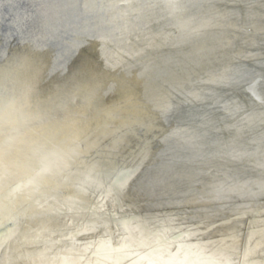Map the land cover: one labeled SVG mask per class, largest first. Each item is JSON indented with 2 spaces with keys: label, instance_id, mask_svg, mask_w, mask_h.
Returning a JSON list of instances; mask_svg holds the SVG:
<instances>
[{
  "label": "bare ground",
  "instance_id": "1",
  "mask_svg": "<svg viewBox=\"0 0 264 264\" xmlns=\"http://www.w3.org/2000/svg\"><path fill=\"white\" fill-rule=\"evenodd\" d=\"M238 73H264V0L0 4V264H264Z\"/></svg>",
  "mask_w": 264,
  "mask_h": 264
},
{
  "label": "snow or ice",
  "instance_id": "2",
  "mask_svg": "<svg viewBox=\"0 0 264 264\" xmlns=\"http://www.w3.org/2000/svg\"><path fill=\"white\" fill-rule=\"evenodd\" d=\"M5 0H0V4H3ZM9 4L13 3V0H8ZM99 39L102 42V46L107 43V37L101 36ZM228 79L230 82L237 84V86L243 87L244 90L260 104L264 105V73H238L234 77L225 78L220 77L217 82H224ZM101 84L106 83L103 77H98ZM2 87V84H0ZM27 99V98H26ZM163 112H167V109H163ZM4 123V115L2 109H0V129H2Z\"/></svg>",
  "mask_w": 264,
  "mask_h": 264
}]
</instances>
